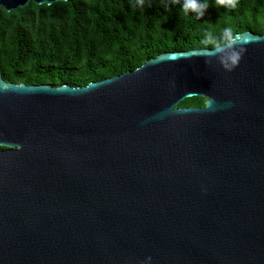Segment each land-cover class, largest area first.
<instances>
[{"label":"water","instance_id":"water-1","mask_svg":"<svg viewBox=\"0 0 264 264\" xmlns=\"http://www.w3.org/2000/svg\"><path fill=\"white\" fill-rule=\"evenodd\" d=\"M31 1L67 0L0 8ZM0 264H264V33L84 86L0 75Z\"/></svg>","mask_w":264,"mask_h":264},{"label":"trees","instance_id":"trees-1","mask_svg":"<svg viewBox=\"0 0 264 264\" xmlns=\"http://www.w3.org/2000/svg\"><path fill=\"white\" fill-rule=\"evenodd\" d=\"M182 2L170 3L167 11L161 0L143 9L133 8L132 0L31 1L11 11L0 8V59L16 82L84 86L133 71L163 52L216 47L212 41L226 27L234 35L264 33V0H238L235 9L209 0L203 18L184 15ZM204 104V97L192 96L179 106Z\"/></svg>","mask_w":264,"mask_h":264},{"label":"clouds","instance_id":"clouds-1","mask_svg":"<svg viewBox=\"0 0 264 264\" xmlns=\"http://www.w3.org/2000/svg\"><path fill=\"white\" fill-rule=\"evenodd\" d=\"M180 0H161L163 7L165 10H169V4L179 3ZM149 3L150 0H132V7L143 9L145 4ZM215 6L222 7L225 9H235L238 4V0H214ZM210 6L209 0H183L181 4L182 11L184 15H188L189 12H192L196 15L197 18H203L204 13L208 10ZM209 38L211 39L210 34ZM253 39L252 37H248V40ZM213 43L220 45L223 44L227 46V48L232 49L235 44V35L233 33V29L231 27H226L223 29L221 34L213 39ZM244 49L241 48L239 52L230 51L225 57V66L231 70L235 66L239 64L241 59V54Z\"/></svg>","mask_w":264,"mask_h":264},{"label":"flooded vegetation","instance_id":"flooded-vegetation-1","mask_svg":"<svg viewBox=\"0 0 264 264\" xmlns=\"http://www.w3.org/2000/svg\"><path fill=\"white\" fill-rule=\"evenodd\" d=\"M22 71L19 72V75H21ZM0 75L2 76V79L6 82H11V83H26L24 81H13L9 77V69L6 66H3L2 61L0 59Z\"/></svg>","mask_w":264,"mask_h":264}]
</instances>
